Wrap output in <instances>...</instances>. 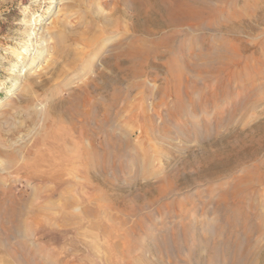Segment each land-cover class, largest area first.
Instances as JSON below:
<instances>
[{"label":"rangeland","instance_id":"rangeland-1","mask_svg":"<svg viewBox=\"0 0 264 264\" xmlns=\"http://www.w3.org/2000/svg\"><path fill=\"white\" fill-rule=\"evenodd\" d=\"M259 2L260 5L263 2V5H258L257 7ZM241 4L243 5L242 1L237 7L238 12L246 15L248 20L254 7H261L262 10L264 8V0H253L250 2L246 12L242 9L244 5L241 6ZM119 5L120 0H0V150L6 153L13 152L15 156L14 159H11L0 155V193H5V196L15 194L17 197L16 203H20L19 205L21 206H19L20 210L17 211L21 216L15 219L4 206L2 197L0 198V264H134L135 261H142V259L146 260V262H151V264H177L178 261V264H207L204 261L209 255L207 249L194 250V243L198 244L200 240L204 243L202 236H207L211 241L218 237V227L214 225L209 227L206 226V223L216 220L218 216L216 211H219L218 205L226 187L234 185L248 171H254V175L249 182V188L251 187L252 191L239 192L238 200L243 202L244 209L249 211V213L256 214V211L261 214L264 213V181L259 179L260 174L255 171L257 166L264 168V150L259 153L256 162H248L245 167L237 168L235 169L236 171L233 170V174L224 172L225 176L220 174L222 173L219 169L220 165H211L213 167L210 166L208 170H205L208 168L205 164H203L204 167L202 165L198 169L194 166L184 165L182 160L188 161L197 158L199 155L202 156L201 154L206 148H215L220 140L238 135L243 129L247 131L255 128L256 131L258 125L264 124V78L257 80L253 88L251 86L248 88L247 85L241 86L242 83L232 84V87H230L232 91L229 89V92L233 93L229 94V101H224L218 107L204 104L203 106H208L204 107L205 110L207 109V113L201 109L196 112L194 117L191 115L183 117L181 119L183 122H180L187 124V127L182 128L187 132L188 139H185L182 134L183 129L176 125L177 122L168 120V111L173 106L174 99L172 96L167 98L162 96L164 84L161 78L165 77V73L161 69L151 70L157 76L159 74L160 78L157 80L153 77H145L144 81L139 80L140 83L138 81L131 84L128 82H119L114 85L109 83L107 84V114L85 107L87 109L83 108L82 118L88 116L86 111L91 112L93 110L91 114H95L93 115L95 121L94 118H91L90 129L92 141L98 148L102 146L101 143L105 139H107L108 151L122 146V143L125 147L122 157H119L120 159L109 161L107 171L104 174L108 181L115 184V189L108 187L106 189L94 179L93 181H88L84 176L83 169L75 170L73 163L81 162L84 159L82 146L88 144L85 136V125L83 126V120L77 119L75 122L76 130L68 122L59 121V119H63L61 118L62 114H60L61 110L58 108V110L54 111L51 108L49 105L52 104L51 96L56 94V92L57 94L59 93L60 98L55 99L59 106L61 102L64 103L66 99L70 98L69 96L74 88L82 86L91 79L99 83L100 80L102 82V78L99 75L100 72H110L107 75L119 76L114 68L110 69L104 64L107 63V55L111 54L109 50L111 47L109 48V46H112L111 44L115 43L119 37V33H112V31L107 29V17L118 18V14H115V11ZM77 35L88 40L93 39L96 43L93 47H86L84 43L74 41L72 37ZM107 36L110 38L109 46H107ZM242 36L248 39L247 35ZM263 36L258 37L263 38ZM258 37L256 38L261 40ZM69 48L76 51L75 55L79 56V62L73 63L74 53L69 58L63 56L64 52H67ZM26 64L27 67H25ZM56 72L58 74L63 72V74L59 76ZM42 82L43 84H41ZM199 82L201 83H198L199 87L203 88V92L206 94L211 93L215 89L212 84L206 86L204 81ZM114 86L116 87L114 92L119 93L122 90V93L118 94L119 101L112 107L109 99L114 93ZM255 88H259L263 92L261 93L259 89L256 91L257 89L254 90ZM243 95L246 97V101ZM184 96L186 97L185 102L198 97L197 94L191 98L187 95ZM95 99L99 100L100 96L96 95ZM248 99L252 101L249 102ZM49 101L51 102L49 103ZM247 101L249 104L246 103ZM239 102L240 104L238 105ZM233 103L239 107L235 110L237 112L233 111ZM229 104L230 106L228 107ZM246 104L247 106H245ZM240 105H243L245 109L240 107ZM51 113L52 117L49 115ZM220 113L227 115H224L226 118L225 125L223 124L224 126L217 131L215 130L216 121L212 115L215 114V117ZM228 113H232L233 116L229 117ZM249 116H251L250 119H248ZM46 117L49 119L47 120ZM55 117L58 119L56 120ZM228 117L229 119H227ZM208 118L211 119V122L210 119L208 122ZM241 118L240 122L238 119ZM53 122L54 124L56 122L57 125L59 123V126L56 125L54 128V131H52L51 127V125H54ZM106 122V131L98 134L97 127L99 124H106ZM226 122L229 123L230 127ZM246 122L247 124L250 123L249 128ZM207 126L211 127V134L206 131L205 127ZM167 127L172 131V136L169 139L164 138L161 131L159 132V128L161 130ZM262 127L264 126L262 125ZM147 128L151 129L147 130ZM257 131L260 132V134H256V136L259 135L257 137L259 139L263 136L264 133L261 134V132H264V130ZM126 141L132 142L133 146L130 149L126 146ZM63 149L67 150L68 154L64 153ZM137 152L141 155L145 154L147 157L145 168L143 166L144 169L142 168V164H144L143 157H140L136 161L137 163L131 159L134 157L132 155ZM136 164H140L137 166L139 168H134ZM185 166H187V169H185ZM177 168L184 173L181 176V185L179 183L176 188L179 190L170 193L166 199H161L158 204H151V200L157 197L155 192L152 195L145 193V203L147 204L143 206V202L137 203L136 197L143 199L145 189L155 190L160 183H163L161 182L162 178L165 180L167 173ZM196 169L197 172H194ZM199 170L207 172L211 170L210 172H215L217 178L214 179V177L209 176L210 179H207L208 177H203L199 178L198 182H195L199 173H202V175L206 174L204 173L205 171L200 172ZM262 172L264 173V169ZM133 179L137 180V182H133L134 185L131 186L129 182ZM187 181L193 183L190 185L188 182V185ZM151 184L152 186H150ZM147 185L149 186L147 187ZM220 188L222 189L220 190ZM98 192H100L99 195L101 197L98 196ZM94 194L97 195L95 196ZM118 196L125 198L128 203L131 201L130 205L138 206L137 218H134L135 221L149 215L155 221L157 219L155 222L157 225L148 220V223L144 224L143 227L136 226L135 228L137 229L131 225V221H129L130 225H123L121 221L125 219V216L120 214L122 211L116 208L117 205H115V199L119 198ZM8 199L11 198L9 197ZM171 200H174L173 203L175 204L183 202L185 210L190 213V215L188 214L189 218L194 219L196 216L195 221L198 222L196 224H199V226L195 225L192 230V233L195 232L199 236L197 235L195 238H191V235L189 236L190 239L188 238L187 245L183 246V251L185 250V252L182 251L183 254L181 256L183 257L175 256L176 262L171 259L174 247L169 239L174 229H179L178 232H181L182 219L180 218L179 220V217L174 215H162L159 212L168 211L169 209H166L164 205L165 203L171 204ZM30 202L31 207H29ZM14 204L15 201L13 200L6 203L7 206L11 207ZM230 205L231 203L227 207L222 206L221 210L227 211L228 209V211H231L232 205ZM89 211H97L98 214L94 217L88 215ZM171 211L181 210L173 208ZM192 212L195 213V216ZM202 215L203 217L206 215L205 218ZM173 221L175 222L174 225ZM256 221L257 219H254V224L258 222ZM18 222L21 224L19 229L17 227ZM161 222L164 224L163 226ZM175 225H178L177 227L179 228L175 227ZM19 230H21L20 233L18 232L21 237L15 234ZM130 230L132 233L129 232ZM167 231L170 233L169 236H167L169 234ZM238 231V235L241 234L242 236L236 235ZM246 233L248 232L244 229L235 231L233 239L235 241L233 244L234 249H240L245 252L246 248L248 251H256L257 253H259L257 251L258 248L264 249V240L261 242V238L257 234L253 236L250 246H246L244 244L246 243ZM223 235L224 240L227 239V232H224ZM201 241L200 243H202ZM133 243L138 249L127 258V246H132L134 245ZM192 243L193 245H191ZM191 248H194V252L197 251L199 253L195 252L196 255L190 256H193L192 262L189 260L190 257H187L189 255L188 249L190 250ZM137 250H139L138 253ZM186 250L188 253L184 254L187 252ZM204 253H207V257ZM199 255L200 261L197 260Z\"/></svg>","mask_w":264,"mask_h":264},{"label":"bare ground","instance_id":"bare-ground-1","mask_svg":"<svg viewBox=\"0 0 264 264\" xmlns=\"http://www.w3.org/2000/svg\"><path fill=\"white\" fill-rule=\"evenodd\" d=\"M241 1L244 5L243 6L241 4V6H243L242 9L245 10V12H246L247 7L249 6L250 2H252L253 0H241ZM241 1L240 0H120V5H119L118 9H116V11H115V14H118V18H114L113 16L107 17V29L112 31V33L113 32L119 33V37L115 43H113V44L110 43L112 46H109L108 43L110 41V38H109V36H107V46H109V48L111 47L109 49L111 54L107 55V61H106L107 63H104L110 69L114 68L118 72L119 76H116V77L115 76H109V75H107V73H110V72H107V73L100 72L99 75H100V78H102V82L100 80V83H99L96 80L91 79L90 81L86 82L82 86H80L76 89L74 88V90L71 92V94L69 96L70 98L66 99L64 101V103L61 102L59 106L55 100L56 98L59 97V95H58L59 93L57 94V92H56V94H53V96H51L52 97L51 98L52 104H49L51 106V108L54 111L58 110V108H60V110H61L60 114H62L61 118H63V119H59V121H62V120L65 121L63 123L68 122V124L70 126H72L73 129L76 128V130H77V127H75V122L77 119L83 120V122H82V123H84L83 126L85 125V136H86V139L88 140V144L82 146L83 152H84V159L81 162H75V163L72 162L74 164L76 171L83 169V171L85 173L84 176L88 181H91V180L93 181V179H94V180L98 181L106 189H107V187L110 189H113V190L115 189L114 188L115 184H112L110 181H108L104 174L107 171V165H108V163H110L109 161L118 159L120 156L122 157V153H124L123 151H124L125 147L122 143V146H118V147L115 146L117 148L114 147L115 149L108 151L107 150V139H105L101 143L102 146L100 148H98L92 141V134H91V129H90V122H91L90 120H91V118H94L93 115H95L94 113H93V115L91 114L93 112V110L94 111L96 110L97 112L102 111V112H105V114H107V84H109V83L112 85L119 83V82H128L131 84V83H134L135 81L139 82V80H143L145 77H153L155 80H157L160 78L159 74L157 73L158 74V76H157L156 74L152 73L151 70L152 69H161L165 73V77L163 76L161 78L163 80V84H164L163 90H162V96H163V98H167L168 96H172L174 99L173 106L170 107V109L168 111V120L170 122H177L176 125H178L181 129L182 127L183 128L187 127L186 123H183V124L181 123V122H183V121H181V119L183 117H185V116L188 117L190 115L192 117H194L196 112L198 110H201V109L206 112L207 109L205 110L204 107L207 105L203 106L204 104H211L215 107H218L219 105H221V103H224V101L225 102L229 101V99H230L229 94L233 93V92L232 93L229 92V89H230V87H232V84L234 85L237 83H242L241 86L247 85L248 88H249V86H251L253 88V85L255 83H257L256 82L257 80L259 81V79L264 78V36H263V38L258 37V36L264 35V33H263L264 32V8H263V10L261 9V7L257 8L258 5H260V2H259L257 4V7L253 8L252 15L250 14L251 15L250 17L247 16V17H249V20H248V19H246V15L238 12L237 7H238V5H240ZM261 4L263 5V2H261ZM262 5H260V6H262ZM187 30L191 31V32L188 33ZM242 35H247L248 39L243 37ZM256 37L261 38V40L260 39L258 40ZM72 38L74 39V41H79V42L84 43L86 45V47H89V48L93 47V45L96 43V41H94L93 39L88 40V39H85V38L78 36V35L74 36ZM64 53L65 54H63V56H65L66 58L67 57L69 58L73 53L75 55L76 51H74L72 48H69L68 51L67 52L65 51ZM78 57L76 55H75V58L72 57L73 63L79 62L80 59ZM88 64H89V62H88ZM25 67H27V64L25 65ZM56 73L58 74V72H56ZM62 74H63V72H60V74H58V75L61 76ZM199 81H204V84L206 86H210L212 84V85H214L215 89H213L212 92L210 91L211 93L206 94L205 92H203V88L199 87V84H198V83H200ZM44 83H45V81H44ZM41 84H43V82ZM67 84H69V83H67ZM205 85H203V86H205ZM62 87H64V86H62ZM141 87H142V85H141ZM210 89H212V88H210ZM258 89L259 88H255L254 90L258 91ZM115 90H116V87L113 90V92ZM204 90H205V88H204ZM246 90H248V89L246 88ZM54 91H56V90H54ZM121 91H119V93ZM230 91H232V89H230ZM256 91H254V92H256ZM49 92H50V90H49ZM58 92H59V90H58ZM262 92L263 91H261V93ZM119 93L114 92L111 95V97L109 99V102L111 101L110 106L113 107V105L119 101V99H118ZM237 93H239V92H237ZM241 93H243V92H241ZM196 94L198 97H196L194 99H190L189 102H185L186 97L184 95H187L189 98H191L193 95H196ZM94 95L100 96V99L96 100ZM235 95L236 94H234V96ZM245 95H247V94H245ZM234 96L232 95V97H234ZM248 96H249V94H248ZM235 97H237V96H235ZM238 98H239V96H238ZM62 99H63V97H62ZM239 99H241V98H239ZM232 101H233V99H232ZM234 101H235V99H234ZM245 101H246V97H245ZM245 101H243V102H245ZM248 101H249V99H248ZM248 101L246 103H248ZM251 101L252 100H250L249 102H251ZM50 102L51 101H49V103ZM59 102H60V99H59ZM254 103H253V105H254ZM239 104H240V102L238 103V105ZM229 106H230V104L228 105V107ZM232 106H233V111H235L237 108H239V107H237V105L235 103H233ZM245 106H247V104ZM85 107H89L93 110H91V112L86 111V114L88 116L82 118V115H83L82 110ZM240 107H243V105L242 106L240 105ZM243 108L245 109V107H243ZM85 109H87V108H85ZM44 111H46V110H44ZM233 111H232V113H233ZM235 112H237V111H235ZM248 112H251V111H248ZM46 113H45V115H46ZM232 113H228L229 117L233 116ZM58 114H59V111H58ZM222 114L220 113V114L216 115L215 117H214V115H212V117L216 121V126L215 125L214 126H215V130H217V131L219 129H221L222 126L225 125L224 124L225 119H226L224 117L225 114L224 115H222ZM236 114H238V113H236ZM45 115H44V117H45ZM49 115L51 116L52 113ZM248 115H250V114L248 113ZM47 117H46V119L48 120L49 118H47ZM229 117L227 119H229ZM250 117L251 116H249L248 119H250ZM57 119L58 118H56V120ZM209 119L210 118L207 119L208 122H209ZM236 120H237V118H236ZM238 120L240 121V120H242V118L238 119ZM94 121H95V118H94ZM210 122H211V119H210ZM236 122H238V121H236ZM247 122H249V121L247 120ZM247 122H246V124H247ZM101 123H103V122H101ZM203 123H206V122H203ZM47 124H49V123H47ZM53 124H54V122H53ZM147 124H148V122H147ZM153 124H155V123H153ZM226 124H228V126H229V123L226 122ZM238 124H239V122H238ZM240 124H242V123H240ZM249 124H247L248 128H249ZM56 125H57L56 122L54 125H51L52 131H54V128L56 127ZM164 125H166V124H164ZM262 125L264 126V124H262ZM262 125H258L256 131H255V128L248 129V130L246 129L247 131H244L245 129H243L241 133H238V135L236 134V135H233L231 138L222 139V140H220L219 143H217V146L215 148L214 147H212L210 149L206 148L203 151V153L201 154L202 156L199 155L200 157L198 156L195 159H190L188 161L187 160L185 161L184 159H182L183 163H184V165H189L192 167L194 166V167H197L198 169L200 167H202L203 164H205V166L208 167L205 170H208L211 165H217V166L220 165V168L218 167L222 171V173H220V171H218L220 174H223L224 172L225 173L231 172V174H233V172H232L233 170H235L237 168H242L243 166L245 167V165L248 162H250V161L256 162L258 160L259 153L261 151L263 152V150H264V134L259 139H257V137L259 135L256 136V134H260V132H258L257 130H259V131L264 130V127H262ZM57 126H59V123ZM106 126H107V122H106V124L105 123L101 124V125L99 124V126L97 127L98 128V134L101 132H105ZM228 126H225V127H228ZM232 127H234V126H232ZM150 129L151 128H149V129L147 128V130H150ZM205 129H206V131L209 132V134H211L210 133L211 132L210 126L205 127ZM154 131H156V130H154ZM160 131L163 134L164 138H166V139L171 138V136H172L171 132L172 131L170 128H168V127L162 128L161 130L159 128V132ZM185 132H186L185 129H183L182 134L184 135L185 139H188L189 136L187 135V132L186 133ZM146 133H147V131H146ZM262 133H264V132H261V134ZM154 136L156 137V135H154ZM210 137H211V135H210ZM41 138H43V137H41ZM201 141H202V139H201ZM125 144L129 149L131 146H133L131 141H126ZM63 152L67 153V150L63 149ZM48 154L50 155V153H48ZM0 155L4 156V157L11 158V159L12 158L14 159V157H15L13 152H7L6 153V152H3L2 150H0ZM66 156H69V155H66ZM132 156H134V157H132ZM132 156H131L132 157L131 159H133V161H135V162L138 161L140 159V157H143V163L144 164H142V168H143V166L145 168V166H146L145 163L147 162V157L145 154L141 155L139 152H137L136 154H134ZM43 158H45V157H43ZM68 160H70V159L68 158ZM38 161H40V160L38 159ZM35 163H38V162H35ZM54 165H56V164H54ZM138 165H140V164H138ZM138 165L137 164L134 165V168L137 167ZM111 167H112V165H111ZM185 167H186L185 169H187V166H185ZM203 167H204V165H203ZM211 167H213V166H211ZM124 168L126 169V167H124ZM137 168H139V167H137ZM214 168H216V167H214ZM262 168H261V166H257L255 171H257L260 174L259 179L264 181V173L262 172L264 168L263 169ZM202 169H204V168H202ZM210 169H212V168H210ZM126 170H128V169H126ZM205 170H203V171H205ZM203 171L201 170L200 172H203ZM210 171L209 172L205 171L204 173H206V174H204V175H202V173L200 174L198 172L199 174H198L195 182H198L199 178H203V177L204 178L208 177L207 179H210L209 176H212V177H214V179H216L217 175L215 174V172L211 173ZM194 172H197V169ZM64 174H65V172H64ZM182 174H184V173L180 172L178 170V168L173 170L172 172L167 173L165 180H163V178H162V181H161V179H159L163 183H160L159 186H157V187L155 186L156 187L155 190H152L149 188L145 189L144 193H143L144 195L141 194L144 196L143 199L141 197H139V198L136 197L137 203L143 202V204H142L143 206H145L147 204V203H145L146 202L145 201V197H146L145 193L148 195L149 194L152 195L155 192V194H157V197L156 198L154 197V199L151 200V204H155V203L158 204V202H160L161 199H164V198L166 199L167 195H169L170 193H173L176 190H179L176 188L178 187V184L180 183ZM44 175H42V176H44ZM227 175H228V173H227ZM253 175H254V171H248L245 173L244 177L243 176H242V178L240 177L234 183V185H232L231 187L227 186L226 190L225 189H224L225 191L223 190L224 192H223L222 197L220 199L221 202L218 205L219 211H216V213L218 215L216 217V220H214V222H207L206 223L207 224L206 226L210 227V226L214 225L215 227L216 226L218 227V232H219L218 237L216 239H214L213 241H211L209 238H207V236H204V237L202 236L204 243L201 240L200 241L202 243H200V241L198 242V244H195L193 242L194 247H195V249L193 248L194 250H197L200 248L201 249H207L208 254H209L208 257L206 255L207 253L206 254L204 253L207 257L206 259H204V261H206L207 264L208 263L214 264V263H218V262L220 264H262V263L264 264V249L261 250L260 248H258V249L256 248L257 251L259 252V253H257L256 251H248L246 248H245V250H246L245 252L240 250V249L238 250L236 248L235 249L233 248L234 247L233 244L235 243V241L233 240L234 234H235V231H237L239 229H244L245 231L248 232V233H246L247 234L246 238L244 236V238L246 240L245 241L246 243H244V244H246V246H250V242H251V240L255 234L260 236L261 242H263V240H264V213L261 214L258 211H256L257 212L256 214H251V213H249V211H246L244 209L243 202L238 200L239 192L248 191V190L250 192L252 191L251 187L249 188V182L251 181ZM59 176H57V177H59ZM135 181L137 182V180L133 179L132 181L129 182L131 184V186L134 185L133 182H135ZM62 182L64 183L63 178H62ZM188 182L190 183V181H187V184L189 185ZM154 183H157V182H154ZM192 183H190V185ZM180 185H181V183H180ZM182 185H183V183H182ZM58 186H59V184H58ZM148 186L149 185H147V187ZM150 186H152V184ZM219 187H221V186L219 185ZM180 188H182V187H180ZM101 189H103V188H101ZM221 189L222 188H220V190ZM49 193H50V191H49ZM101 193H102V191H101ZM99 194H100V192H98V196H100ZM117 194H119V193H117ZM137 196H138V194H137ZM118 197L119 198L115 199V201H116L115 205H117L116 208H118L120 211H122V213H120V214L125 216V219H123L122 221L120 219V221L123 223V225L126 226L129 224V221H131L130 222L131 225L135 228L136 226L143 227L144 224L148 223V221H150L152 223H155L157 221V219L155 221L149 215L145 216L143 218L141 217V219L135 221L134 218L135 219L137 218L138 206L136 207V206L130 205L129 203L131 201H129V203H128L127 200H125V198H123L122 196H118ZM147 199H149V198H147ZM174 200H171V204H167L164 202L165 203L164 207L166 209H169V210L170 209L172 210L173 208H175V210H176V208H179L181 211H171V210L166 211V210H164V211H159V212L162 215L169 214V215H174V216L179 217V220H180V218L182 219V225H181L182 230H180L181 232H178L179 229H177V230L174 229L171 232V236L169 239L172 243V246L174 247V251L172 253L171 259L175 260V262H176V259H174V258H175V256L176 257L181 256L183 254V252H185V250L183 251V249H184L183 246L187 245V242L190 239L189 236L191 235L192 236L191 238H195V236H197V235L199 236V234L196 235L195 232L192 233V230L195 228V225L199 226V224H196L198 222L195 221L196 220L195 219L196 218L195 213L192 212L195 216L194 219L189 218L188 214L190 215V213H188V211L185 210V204L183 202H181L179 204H175V203H173ZM188 200L190 201V199H188ZM162 201H164V200H162ZM175 202H176V200H175ZM230 203L232 205L231 211L230 210L228 211V209H227V211L221 210L222 206L227 207V205ZM23 205H24V203H23ZM71 206H73V205H71ZM16 208H17V206H16ZM17 211H10V214L13 215V218H15V219L16 218L18 219V216H21L17 213ZM22 211H24V210H22ZM205 212H203V213H205ZM253 212H255V211H253ZM208 213H210V212H208ZM97 214H98L97 211H89V213H88V215H91L94 217L97 216ZM191 216H193V215H191ZM205 216L206 215H204V217H203V215H202L203 218H205ZM208 216H207V218H209ZM214 216H215V214H214ZM198 219H200V218H198ZM254 219H257V221H258V222L256 221L257 222L256 224H254ZM94 220H95V218H94ZM163 222H165V221H163ZM165 223H167V222H165ZM174 223L175 222L173 221V225H174ZM161 224H162V222H161ZM168 224H170V223H168ZM176 224H177V222H176ZM20 225L21 224L18 222V224H17L18 229H19ZM163 225L164 224H162V226ZM178 225H180V224H178ZM177 226L175 225V227H177ZM88 227H89V225H88ZM97 228H98V226H97ZM177 228H179V227H177ZM135 229H137V228H135ZM138 230H139V228H138ZM206 230L208 231V229H206ZM147 231H149V230H147ZM169 231H171V230H169ZM129 232H131V230ZM197 232H198V230H197ZM224 232H227V239H225V240L223 238ZM167 233H169V232L167 231ZM238 233H239V231L237 232L236 235H238ZM216 234H217V230H216ZM169 235H170V233L167 236H169ZM239 235H241V234H239ZM139 236H142V235H139ZM143 236H145V235H143ZM197 238H199V237H197ZM242 241H243V239H242ZM193 243L191 245H193ZM252 246H251V248H252ZM136 249H138V248H137V246H135V244L132 246H127V253L125 252L126 257L127 258L130 257V255L132 253H135ZM193 249L192 248L190 250L188 249L189 255L188 256L185 255V256H187L189 258L191 255L195 254V252L198 251L197 250L194 252ZM138 251L139 250H137V253H138ZM188 251L184 254H187ZM181 257H183V256H181ZM192 257H190L189 260H191ZM203 258H205V257L203 256ZM197 260L200 261V255H199ZM197 260H196V262H197ZM191 262H192V260H191ZM178 263H179V261H178ZM134 264H151V262H149V261L146 262V260L142 259V261H138V260L135 261Z\"/></svg>","mask_w":264,"mask_h":264},{"label":"crops","instance_id":"crops-1","mask_svg":"<svg viewBox=\"0 0 264 264\" xmlns=\"http://www.w3.org/2000/svg\"><path fill=\"white\" fill-rule=\"evenodd\" d=\"M5 193H0V198L1 199H3V203H4V206H6V209H7V211H19V204L20 203H16V200H17V197L15 196V194H11L10 196L8 195V196H5L4 195ZM11 198V199H8V198ZM0 199V200H1ZM8 199V200H7ZM11 200H13V201H15V205H12L13 207H11V206H7L6 205V203L8 202V201H11ZM17 204V205H16ZM16 206H17V208H16ZM29 207H31V202H30V204H29ZM14 209V210H13ZM21 232V230H19V231H17V233H15V232H13V233H15L16 235H18L19 237H21V235H19V233ZM0 238H1V236H0Z\"/></svg>","mask_w":264,"mask_h":264}]
</instances>
